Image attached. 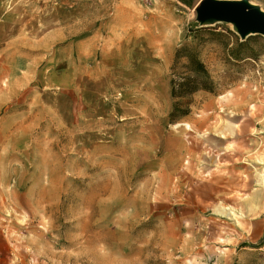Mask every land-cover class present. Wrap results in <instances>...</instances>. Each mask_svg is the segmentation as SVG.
<instances>
[{
	"label": "rangeland",
	"instance_id": "1",
	"mask_svg": "<svg viewBox=\"0 0 264 264\" xmlns=\"http://www.w3.org/2000/svg\"><path fill=\"white\" fill-rule=\"evenodd\" d=\"M196 1L0 0V264H264V35Z\"/></svg>",
	"mask_w": 264,
	"mask_h": 264
},
{
	"label": "trees",
	"instance_id": "2",
	"mask_svg": "<svg viewBox=\"0 0 264 264\" xmlns=\"http://www.w3.org/2000/svg\"><path fill=\"white\" fill-rule=\"evenodd\" d=\"M181 1L188 5H192L194 2V0ZM196 29L194 30L197 31L196 36H199L198 32L210 28L209 26L201 25V27ZM211 31L212 33L215 32ZM247 40L240 41V45H244ZM171 70V95L173 103L169 113V121L170 123H176L191 113L196 93L200 91L216 93L217 84L205 61L201 58L200 51L189 42H184L177 47Z\"/></svg>",
	"mask_w": 264,
	"mask_h": 264
},
{
	"label": "water",
	"instance_id": "3",
	"mask_svg": "<svg viewBox=\"0 0 264 264\" xmlns=\"http://www.w3.org/2000/svg\"><path fill=\"white\" fill-rule=\"evenodd\" d=\"M194 11L201 25L231 23L243 39L254 34L264 35V9L251 0H197Z\"/></svg>",
	"mask_w": 264,
	"mask_h": 264
},
{
	"label": "bare ground",
	"instance_id": "4",
	"mask_svg": "<svg viewBox=\"0 0 264 264\" xmlns=\"http://www.w3.org/2000/svg\"><path fill=\"white\" fill-rule=\"evenodd\" d=\"M232 27L236 30V27L232 24Z\"/></svg>",
	"mask_w": 264,
	"mask_h": 264
},
{
	"label": "crops",
	"instance_id": "5",
	"mask_svg": "<svg viewBox=\"0 0 264 264\" xmlns=\"http://www.w3.org/2000/svg\"><path fill=\"white\" fill-rule=\"evenodd\" d=\"M252 1V0H251ZM253 2V1H252Z\"/></svg>",
	"mask_w": 264,
	"mask_h": 264
}]
</instances>
